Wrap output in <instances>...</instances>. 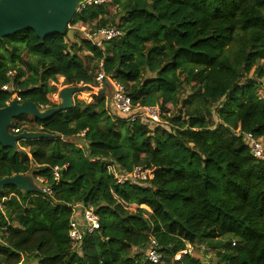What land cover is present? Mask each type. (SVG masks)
I'll list each match as a JSON object with an SVG mask.
<instances>
[{"label": "trees", "instance_id": "16d2710c", "mask_svg": "<svg viewBox=\"0 0 264 264\" xmlns=\"http://www.w3.org/2000/svg\"><path fill=\"white\" fill-rule=\"evenodd\" d=\"M76 25L90 33L117 26L123 35L100 47L77 41L76 33L73 41H41L29 29L2 38L0 108L10 99L1 91L8 72L21 100L38 107L57 106L48 95L59 77L64 87H96L80 56L85 49L86 60L95 70L103 62L133 105L159 108L161 123L112 117L106 98L93 95L26 129L59 138L22 142L18 151L0 145V178L29 174L52 188L51 195L4 189L0 264H142L133 250L150 238L161 254L157 264H204L193 248L198 242L224 257L209 264H264V163L244 139L264 138V98L257 95L264 86V0H109L85 5L70 23ZM20 121L9 132L24 131ZM106 162L153 177L120 185ZM76 205L92 207L100 229L73 248Z\"/></svg>", "mask_w": 264, "mask_h": 264}, {"label": "water", "instance_id": "95a60500", "mask_svg": "<svg viewBox=\"0 0 264 264\" xmlns=\"http://www.w3.org/2000/svg\"><path fill=\"white\" fill-rule=\"evenodd\" d=\"M87 0H0V40L4 37L32 30L39 40L52 35L66 36L72 40L73 31L69 28L81 4ZM110 85L100 90L89 85L65 86L58 92L56 107L40 111L32 101L17 103L0 108V145L4 149L19 150V143L38 139H57L59 135L41 131H22L16 135L9 132L13 119L29 116L32 120L45 122L71 111L74 97L83 92H96V96H109ZM7 187H14L27 194H41V189L32 175H14L0 179V195Z\"/></svg>", "mask_w": 264, "mask_h": 264}, {"label": "built area", "instance_id": "2783aa9c", "mask_svg": "<svg viewBox=\"0 0 264 264\" xmlns=\"http://www.w3.org/2000/svg\"><path fill=\"white\" fill-rule=\"evenodd\" d=\"M107 2L108 0H87L79 6L77 12L80 9L84 8L85 5L91 3L100 5ZM122 35V31L117 26L100 28L93 33H90L88 31L86 33V37H88L90 39L89 41L96 47H100L102 42L121 38ZM7 77L9 79L8 82L1 87V91L10 94V99L8 102H6V105H9L12 101L22 103L23 101L18 96L20 90L14 82V72H8ZM95 82L96 90H100L105 87L106 83L110 85L108 96L109 108L111 107V109L116 112L117 117L121 120H124L126 122H134L137 119H143L156 124L161 123L162 113L160 109L157 107L142 108L137 105H133L130 98L126 96L123 86H121L114 79H111L105 74L103 62L98 63ZM38 108L40 111H44L47 109V107L45 106H40ZM23 124H28V122ZM11 133L16 135L20 133V131L18 129H13ZM244 139L250 147L251 156L264 163V140H262L264 138L255 137L251 133H246L244 134ZM105 169L107 173L113 178V180L120 185H124L130 182L136 183L145 181L148 177H153L148 169H142L140 167L135 168L132 172L126 173L120 172L114 164L106 162ZM58 171V167H54L52 169L54 181L58 180ZM36 182L39 185V183H44V180L41 178H37ZM40 189L42 191V194L51 195V187H40ZM5 199L6 198H3L1 202H3ZM78 209H80V212H78ZM99 229L100 225L98 217L94 213L92 207H83L80 205H76L72 208V216L69 221L68 238L73 248L80 244L85 236L91 235ZM4 231H6V227H0V233ZM140 252L143 254L142 264H157L161 259L159 248L155 239L153 238H150L148 246L141 249Z\"/></svg>", "mask_w": 264, "mask_h": 264}, {"label": "rangeland", "instance_id": "374dc122", "mask_svg": "<svg viewBox=\"0 0 264 264\" xmlns=\"http://www.w3.org/2000/svg\"><path fill=\"white\" fill-rule=\"evenodd\" d=\"M108 3H109V0H108ZM111 8V11H113V7H110ZM72 31H73V34L76 33V36H77V41L79 40H84V39H87V40H90L88 37H86V33L87 31L85 30L84 27H81L80 25H76V26H70L69 27ZM74 39V37L72 36V40ZM85 53H87V50L84 49V52L82 54H80L81 57H83L85 59V63L86 65L85 66H89L90 69L93 70V72L96 74V71L97 69L95 70L96 68V62L93 61V60H86V56H85ZM28 61V57L26 54H23L21 56V68L23 69V71L25 73H27L26 71V67H25V62ZM252 76V71L250 72V74L247 76V78H251ZM21 81V80H20ZM51 86H54L56 87L57 89V92L55 94H49L48 95V98L49 100L52 102V103H55V104H58L60 101L58 99V92L64 87L63 86V78H58V81L56 83H50ZM94 90L96 91V87H94ZM93 95H96V92H83V93H79L77 94L75 97H74V100H82V101H86V102H89L91 103L92 102V97ZM257 95L260 97V98H264V86L263 87H259V89L257 90ZM106 96V97H105ZM104 97L106 98V107H108L109 111H110V115L112 117L114 116H117L116 115V112L111 109V107L109 108V100H108V97L107 95H105ZM111 103V101H110ZM169 109V113L171 114H174L176 112V109H173L171 106L168 107ZM20 121L21 124L23 123H27L28 124H25V125H22L23 129H27V130H37V126L34 124V123H30L32 120L31 117L29 116H22V117H18V118H15L13 119L12 122H17V121ZM264 140V139H262ZM77 143H80L79 141L76 140ZM22 143V142H21ZM20 145V143H19ZM1 207V205H0ZM142 209H145L147 211H149L146 207H143L141 206ZM146 216V215H145ZM196 251V253L200 256V258L203 260V263L204 264H209V262H213V263H216L218 260L220 259H223V255L222 253L220 252V250H214L212 248H209L204 242H198L197 245L195 247H193ZM189 250V252L192 250V247H189L187 248ZM136 252H140V250H137V249H134L133 250V253H136ZM185 251L182 250V251H179L178 253L175 254L174 258L176 260H180L184 255H185Z\"/></svg>", "mask_w": 264, "mask_h": 264}, {"label": "clouds", "instance_id": "9594fccd", "mask_svg": "<svg viewBox=\"0 0 264 264\" xmlns=\"http://www.w3.org/2000/svg\"><path fill=\"white\" fill-rule=\"evenodd\" d=\"M73 104H75V100H73ZM48 109V108H47Z\"/></svg>", "mask_w": 264, "mask_h": 264}]
</instances>
